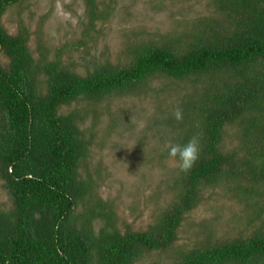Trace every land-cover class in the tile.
Returning a JSON list of instances; mask_svg holds the SVG:
<instances>
[{
    "label": "trees",
    "instance_id": "trees-1",
    "mask_svg": "<svg viewBox=\"0 0 264 264\" xmlns=\"http://www.w3.org/2000/svg\"><path fill=\"white\" fill-rule=\"evenodd\" d=\"M21 1L0 0V187L11 202L7 210L0 206V264H137L177 242L208 187L244 205V227L222 237L209 233L175 264H264V0H211L213 19L134 46L123 64L85 61L81 74L62 62L66 45L53 51L36 35L35 57L23 23L8 33L2 18ZM84 4L87 38L102 10L97 0ZM160 77L170 82L165 97L173 105L158 108V124L180 131L175 143L198 136L199 159L175 179L176 200L153 225L122 231L112 201L99 196L100 168L84 167L95 122L81 126L93 111L61 110L128 97Z\"/></svg>",
    "mask_w": 264,
    "mask_h": 264
},
{
    "label": "rangeland",
    "instance_id": "rangeland-1",
    "mask_svg": "<svg viewBox=\"0 0 264 264\" xmlns=\"http://www.w3.org/2000/svg\"><path fill=\"white\" fill-rule=\"evenodd\" d=\"M97 3L102 18L87 38L83 35L88 29L84 0H22L8 8L2 24L14 35L23 23L30 31L29 47L35 57L36 35L40 43L53 51L66 45L62 62L81 74L85 61L96 58L113 65L126 63L134 46L161 41L187 30L190 23L210 20L215 15L211 0H97ZM65 13L70 19L64 18ZM79 42L85 46L71 47ZM166 84H170L169 80L160 77L137 94L110 96L100 102L72 104L61 110L66 113L89 106L87 110L93 111L81 126L87 129L95 122L94 140L84 167L100 168L105 182L98 190L99 196L112 201L122 231L126 226L133 231L147 230L177 197L173 185L180 171L164 154L180 131L158 124V108L169 109L173 105L166 101ZM171 87L180 92L186 88L177 89L173 82ZM162 99L165 103L159 105ZM201 197L199 205L185 216L177 242L167 251L145 254L137 264H175L179 253L200 247L209 233L222 237L244 227L248 213L244 205L232 200L221 187L204 188ZM0 206L4 210L11 207L1 187Z\"/></svg>",
    "mask_w": 264,
    "mask_h": 264
},
{
    "label": "clouds",
    "instance_id": "clouds-1",
    "mask_svg": "<svg viewBox=\"0 0 264 264\" xmlns=\"http://www.w3.org/2000/svg\"><path fill=\"white\" fill-rule=\"evenodd\" d=\"M59 8V5L57 6ZM64 18L70 19L69 14H63ZM177 121L182 119V113L177 108L174 112ZM200 140L198 136L191 137L186 143H170L168 146V158L175 162L182 173L189 172L199 159Z\"/></svg>",
    "mask_w": 264,
    "mask_h": 264
}]
</instances>
